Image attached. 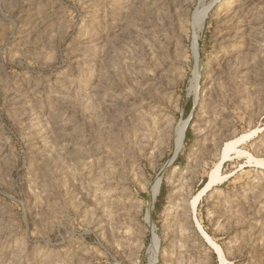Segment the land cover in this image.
Instances as JSON below:
<instances>
[{"label": "rangeland", "instance_id": "obj_1", "mask_svg": "<svg viewBox=\"0 0 264 264\" xmlns=\"http://www.w3.org/2000/svg\"><path fill=\"white\" fill-rule=\"evenodd\" d=\"M208 236L264 264V0H0V264H220Z\"/></svg>", "mask_w": 264, "mask_h": 264}, {"label": "bare ground", "instance_id": "obj_2", "mask_svg": "<svg viewBox=\"0 0 264 264\" xmlns=\"http://www.w3.org/2000/svg\"><path fill=\"white\" fill-rule=\"evenodd\" d=\"M205 13H206V11H205ZM204 13V14H205ZM203 16H205V15H203ZM202 16V17H203ZM204 19V18H203ZM186 124H187V120H185V121H182L181 123H180V125L178 126V129H177V131H176V140H175V148H174V153H173V156L172 157H175V155L177 154V152H178V150H179V148H180V145L182 146V144H180V142L182 143V140H183V138H184V135H185V128H186ZM243 140V136H241L240 138H237V139H235V140H233V141H229V142H227L226 144H225V147H224V158H223V160L222 161H220V162H218V164L217 165H215V168H212L211 170H210V172H209V178H208V180H207V182H206V184L204 185V187H202V189L201 190H199L198 191V193L193 197V201H192V205H193V207L195 208L196 207V205H197V203H198V201H199V199L202 197V195L210 188V187H212L213 185H215L216 183H219L218 181H220L221 180V178H222V176L220 175V166H221V164H222V162L224 161V159H227V158H229L230 157V152L231 151H235L236 150V152H237V145L241 142ZM240 150V149H239ZM240 153V152H239ZM231 157H233V156H231ZM227 160H229V159H227ZM260 164H261V162H260ZM223 165V164H222ZM263 166V165H262ZM160 179V178H159ZM159 180L157 181V183L155 184V188H154V192H153V196L154 195H156V193L158 192V189H159ZM154 199V198H153ZM192 207V208H193ZM198 207V206H197ZM149 214V213H148ZM204 232V234H205V230H203ZM207 235V234H206ZM205 236V235H204ZM156 235L154 236V243L156 244L157 243V240H156ZM205 238H206V236H205ZM211 237H209L208 236V239L211 241L210 243H211V245L213 246V248L216 250V252L219 254V256H220V259H221V261H220V264H226L228 261H226L223 257V252H222V248L218 245V244H215L214 243V241H212L211 239H210ZM207 239V240H208ZM154 247H156V246H154ZM155 249V248H154ZM157 250V249H156Z\"/></svg>", "mask_w": 264, "mask_h": 264}, {"label": "water", "instance_id": "obj_3", "mask_svg": "<svg viewBox=\"0 0 264 264\" xmlns=\"http://www.w3.org/2000/svg\"><path fill=\"white\" fill-rule=\"evenodd\" d=\"M189 122V121H188ZM157 235V234H156Z\"/></svg>", "mask_w": 264, "mask_h": 264}]
</instances>
